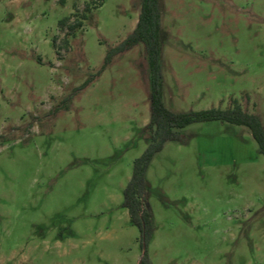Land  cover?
<instances>
[{"label": "rangeland", "instance_id": "374dc122", "mask_svg": "<svg viewBox=\"0 0 264 264\" xmlns=\"http://www.w3.org/2000/svg\"><path fill=\"white\" fill-rule=\"evenodd\" d=\"M86 4L80 28L59 26ZM138 14L139 0H0V264H264V156L243 125L181 128L145 171L149 238L130 222L142 44L100 69ZM162 27L167 109L235 98L264 123V0H162Z\"/></svg>", "mask_w": 264, "mask_h": 264}, {"label": "trees", "instance_id": "16d2710c", "mask_svg": "<svg viewBox=\"0 0 264 264\" xmlns=\"http://www.w3.org/2000/svg\"><path fill=\"white\" fill-rule=\"evenodd\" d=\"M64 2V0H59ZM90 9L85 5L84 13L80 19L69 21V16L59 21V26H66L69 34L74 29L82 26L85 12ZM167 33L162 27V0H139V14L133 30L115 46L109 48L104 57L100 70L107 66L111 59L138 43L143 46V52L149 68V121L146 131L149 144L143 153L134 160L132 174L124 187L123 206L126 208L130 222L137 226L143 240L149 238L152 232L151 213L146 208L147 181L145 179L146 168L153 155L160 151L168 140H179V130L188 124L195 122L221 121L246 126L257 143L259 152L264 156V123L261 118L245 111L237 99L232 98L231 104L225 108L210 107L202 110L172 111L165 107L162 101V70L160 58L164 40ZM98 73V72H97ZM92 75L84 84L91 82ZM68 97L61 100L66 102ZM142 264V263H140Z\"/></svg>", "mask_w": 264, "mask_h": 264}]
</instances>
